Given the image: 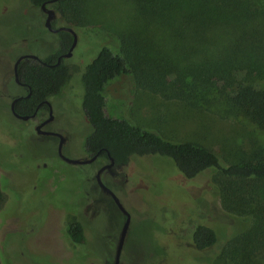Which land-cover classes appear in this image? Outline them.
I'll use <instances>...</instances> for the list:
<instances>
[{
  "label": "trees",
  "instance_id": "trees-1",
  "mask_svg": "<svg viewBox=\"0 0 264 264\" xmlns=\"http://www.w3.org/2000/svg\"><path fill=\"white\" fill-rule=\"evenodd\" d=\"M30 1L39 7L52 0ZM86 2L90 0H57L56 8L79 34L98 36L97 30H105L107 34L98 38L109 39L106 47L84 67L66 62L49 67L23 60L18 74L30 87L31 96L21 103L35 105L59 96L66 85L78 81L80 104L90 127L85 140L90 153L106 149L116 163L157 156L171 160L185 179L206 172L226 179L225 214L215 209L227 219L219 221L231 223V217L242 216L248 226L228 243L225 260L227 264H263L257 255H264V149L256 150L248 160L228 162L219 151L162 138L118 115L108 90L110 83L120 80L118 88L126 94L141 90L192 110L244 120L264 132V4L253 0H113L115 17L118 14L114 21L91 13ZM59 37V50L42 59L48 65L73 42L68 32ZM5 200L0 188V210ZM251 204L255 206L253 218L243 216ZM202 222L190 241L198 252L217 240L213 229ZM64 231L74 246L86 244L79 221L66 223Z\"/></svg>",
  "mask_w": 264,
  "mask_h": 264
},
{
  "label": "rangeland",
  "instance_id": "rangeland-1",
  "mask_svg": "<svg viewBox=\"0 0 264 264\" xmlns=\"http://www.w3.org/2000/svg\"><path fill=\"white\" fill-rule=\"evenodd\" d=\"M9 1L0 0V36L15 34L17 36L14 39L18 44L22 39L33 40L35 35H19L23 31V24L18 15L10 13L16 2ZM253 1L264 4V0ZM112 2L113 0H90L86 5L91 13H100L104 20L116 21L118 14L115 17ZM79 33L76 32L78 43L75 54L66 63H77L84 67L104 50L109 39L98 38L107 34L105 30H97L98 36L92 33L87 36L84 31ZM39 38L37 34L36 42L30 47L26 45L25 49L32 54L47 56L56 47L55 38L50 34L44 35V45L38 41ZM6 57L0 55V82L11 68L15 56ZM75 84L72 81L68 87ZM120 84V80L110 83L109 96L115 98L112 106L118 109L117 114L132 125L146 128L171 141L190 142L208 150L219 151L228 162L248 160L256 150L261 147L264 149V132L244 120L221 118L202 110H192L181 102L168 101L141 90L132 95L126 94L125 89L118 88ZM75 96L80 103V91ZM9 103V100L0 102V137L4 139L8 135L7 126H13L12 122L14 123L8 113ZM63 107L61 103L53 106L55 119L64 126L71 124L76 129L81 127L78 124L82 122L69 118L67 113H63ZM29 136L30 133L22 134L17 147L0 139V145H5V148L0 146V188L6 197L0 210L2 264H105L101 252L102 238L107 229L102 227L98 231L95 224L96 213L102 215L104 211L95 201L90 174H86L89 169L83 170L82 167L59 161L55 147L49 145L50 148L46 151V144H33L32 148L35 149L30 156L36 157L30 159V145H24ZM41 146H44L45 151L41 152ZM121 172L127 176L125 186L119 188L122 190L125 187L124 191H112L133 221H136L137 210H141L142 218L146 220L140 232H133L130 236V244L123 255L125 261L134 264H227L225 250L229 247L228 243L238 237L248 223L242 216L231 217V223L219 221L226 216L223 215L226 209L224 206H227L223 199L229 196V192L223 189L226 179H217L214 172L185 179L171 160L157 156L132 157ZM140 196L144 199L143 205L139 202ZM107 206L113 211L109 204ZM147 206L150 211L145 210ZM215 206L224 211L223 214L217 212ZM254 207L251 204V208L244 211L243 216L253 218L251 212ZM149 216L154 219V224H151ZM210 217L216 219L204 221ZM70 221H79L84 226L87 237L84 246H74L66 236L64 228ZM199 221L206 223L216 233L214 246L198 252L189 242H182L184 238L179 239L178 246L175 241L177 236L192 234ZM151 227L160 229L162 233H156L155 241L168 245L176 256L175 260L155 251L150 253V258L154 261H146L144 254L150 244L148 232ZM140 240L144 243L141 249L144 254H136L138 246H142ZM151 242L153 246L156 245ZM183 244L185 248L180 252ZM257 260L264 264V255H257Z\"/></svg>",
  "mask_w": 264,
  "mask_h": 264
},
{
  "label": "flooded vegetation",
  "instance_id": "flooded-vegetation-1",
  "mask_svg": "<svg viewBox=\"0 0 264 264\" xmlns=\"http://www.w3.org/2000/svg\"><path fill=\"white\" fill-rule=\"evenodd\" d=\"M9 2H16V5L11 8L10 13H13L14 15H18L20 17V20L22 21V28L23 31H20L19 35L24 34H31L32 36L35 35L33 40L30 39H22L21 43L18 44L15 41V37L17 36L15 34L7 35L5 37L0 36V55L6 56L8 55H14V61L9 71L6 72V75L4 77V80L0 82V102H3V100H9V116L11 120H14V123L12 122L13 126L9 124L7 126L8 135L7 138L4 139L3 137H0L1 141H7L9 145H13L14 147H17L18 141L21 140L22 134H31L29 136L28 141L24 143V145L29 144L30 149H28L29 157H36L35 155L30 156V153H33L32 145L37 146L38 144H46L47 147H45L46 151L49 150V145L55 147V154L59 161L69 165L64 159L59 155V148L61 151V154L71 160H90L87 163L84 164H70L74 166L82 167L83 170L89 169L87 175L90 174L89 179L91 180L92 187H93V195L95 197V201H97V204L102 206L103 213L101 214L96 213V223L97 229L106 228L105 236L102 238L103 246L108 247V250H102L101 256L103 258V261L105 264H112L115 259V252H116V246L118 242V238L121 232V229L123 227V224L126 220V216L118 209L116 206L114 200L107 194H105L99 187L96 176L99 171H101L100 178L103 183V185L109 189L114 195L115 193L112 191L113 189L118 191H124L119 188L125 186V183L127 181L126 175L122 174V170L128 165L130 157L126 163H116L114 159L110 156V154L107 152L106 149H100L96 153H90L88 151V147L85 144L86 136L90 133V127L89 123L85 117L84 111L81 107V104L77 101V96L75 94H78L79 88H81V85L78 81H75V85L71 88L66 85L63 89V93L59 96L41 100L37 104L33 105V102L26 104H22L21 102L23 100L28 99L31 96L30 87L27 83L23 82L18 74V68L17 66V81L15 80V73H14V64L16 60L23 55H34L38 57L37 61L40 64H43L45 66L54 67L58 66L62 63H65L66 60L73 58L75 54L76 45L78 43V35H77V43L75 47L71 51V56L69 58H62L63 55H66L70 52V48L66 53H60L55 58L54 64H46L42 61L45 56H40L36 54H32L28 50L25 49L26 45H33L34 42H36L35 38L36 35H39V40L41 44H45L44 35L50 34L51 37L55 38L56 47L53 51L49 52L47 55H50L51 53H54V51L57 49L59 50V34L61 32L54 33L50 30H48L45 26V21L47 18V10H52L54 13L53 20L51 21V27L53 29H59L60 27H69L65 21L64 16L60 13V11L56 8L57 0L54 3L44 2L39 7L33 6L30 2V0H10ZM44 5L45 8H42ZM9 8V6H8ZM66 24V25H65ZM76 33V32H75ZM18 34V33H17ZM57 37V38H56ZM43 40V41H42ZM73 43V42H72ZM72 45V44H71ZM27 60V59H24ZM34 60V59H31ZM57 62H59L57 64ZM10 67V66H9ZM79 87V88H78ZM29 106V104H31ZM63 104V113H67L68 117L75 118L76 121L82 122L81 124H78L79 127L76 129L73 125H67L64 126L61 123H59L55 117H54V108L53 106L57 104ZM55 104V105H54ZM28 106V107H27ZM81 128L83 131L80 132ZM20 138V139H19ZM46 142V143H45ZM48 142V143H47ZM20 145V144H19ZM2 146V145H0ZM3 145L2 147H4ZM28 147V148H29ZM44 146H41V152L45 151L43 148ZM49 147V148H48ZM5 148V147H4ZM20 148H17V150ZM51 149H54L53 147ZM6 150H9V148H6ZM15 150V149H14ZM21 150V149H20ZM40 151V150H39ZM134 158V157H133ZM120 185V186H119ZM116 196V195H115ZM117 197V196H116ZM118 199V198H117ZM139 202H141V205L144 203V199L142 196L138 197ZM119 200V199H118ZM120 201V200H119ZM121 203V202H120ZM109 204L113 211L107 206ZM122 205V203H121ZM123 206V205H122ZM124 208V206H123ZM125 209V208H124ZM126 210V209H125ZM146 211H150L151 209L147 206L145 207ZM127 211V210H126ZM128 212V211H127ZM138 213L136 215V223L134 224L133 218L129 214L130 222L129 227L126 233V237L124 240V244L122 247V251L120 254L119 264H134L129 263L127 260L125 261L123 259L124 251L126 250L127 246L130 244V236H132L133 232H140L142 224L146 221L142 218L141 210H137ZM95 215V213H94ZM117 218H116V217ZM151 216V215H150ZM149 216V218H150ZM93 217V215H92ZM152 221L151 224H154V219H149ZM156 221V220H155ZM208 221V219L204 220ZM150 223V222H149ZM203 225H207L204 223ZM102 228V229H103ZM101 229V230H102ZM135 230V231H134ZM160 229H154L151 227L148 234H150V244L146 247V253L144 254L141 250L144 246V243L140 240L139 243H141V247L138 246V250L136 251V254L141 252L140 254H144L146 261L152 260L150 257L152 256L155 251H159V254H166L170 259H174L176 256L173 255L168 250V245L165 244H159V242L155 241L156 239V233H162L159 231ZM136 232V233H137ZM192 234H187L183 236H177L176 244L179 246V239L184 238L182 242H189L191 243V237ZM155 242L156 245H152V242ZM143 243V244H142ZM188 243V244H189ZM185 244V243H184ZM184 244L180 248V252L185 248ZM194 249V248H193ZM148 253V254H147ZM152 253V254H150ZM157 257L159 256L156 252ZM160 255V256H161ZM176 259V258H175ZM174 259V260H175Z\"/></svg>",
  "mask_w": 264,
  "mask_h": 264
},
{
  "label": "water",
  "instance_id": "water-1",
  "mask_svg": "<svg viewBox=\"0 0 264 264\" xmlns=\"http://www.w3.org/2000/svg\"><path fill=\"white\" fill-rule=\"evenodd\" d=\"M56 0H52L50 1L49 3H54ZM42 8H45L44 5L42 6ZM47 18H46V21H45V26L48 30L54 32V33H57V32H68L72 35L73 37V43L71 45V48H70V52L66 55H63L62 58H69L71 56V51L72 49L75 47L76 43H77V35L75 33V31L70 28V27H60L59 29H53L51 27V21L53 20V16H54V13L52 10H47ZM24 59H34V60H38V57L37 56H34V55H23V56H20L15 64H14V73H15V80L17 81V66L19 65V63L21 61H23ZM59 62H57L58 64ZM59 155L64 159V161H66L67 163L69 164H84V163H87L89 162L90 160H71V159H67L65 158L62 154H61V151H60V148H59ZM102 171V170H101ZM101 171L98 172L97 176H96V180H97V183L100 187V189L107 195H109L115 202L116 206L118 207V209L126 216V220L123 224V227L121 229V232H120V235H119V238H118V242H117V246H116V252H115V259H114V262L112 264H119V259H120V254H121V251H122V247H123V244H124V240H125V237H126V233H127V230H128V227H129V220H130V217H129V214L128 212L123 208V206L121 205L120 201L117 199V197L109 190L107 189L102 181H101V178H100V174H101Z\"/></svg>",
  "mask_w": 264,
  "mask_h": 264
}]
</instances>
